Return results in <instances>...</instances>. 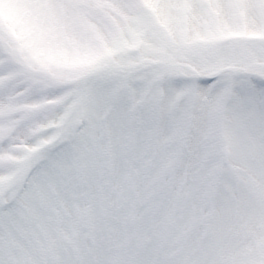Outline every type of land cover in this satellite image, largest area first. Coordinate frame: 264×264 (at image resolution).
<instances>
[{
    "label": "snow or ice",
    "instance_id": "6c2138e0",
    "mask_svg": "<svg viewBox=\"0 0 264 264\" xmlns=\"http://www.w3.org/2000/svg\"><path fill=\"white\" fill-rule=\"evenodd\" d=\"M23 7L0 25V264H264V39L177 40L211 13L264 31V0ZM102 16L174 28L75 82L38 66Z\"/></svg>",
    "mask_w": 264,
    "mask_h": 264
},
{
    "label": "rangeland",
    "instance_id": "374dc122",
    "mask_svg": "<svg viewBox=\"0 0 264 264\" xmlns=\"http://www.w3.org/2000/svg\"><path fill=\"white\" fill-rule=\"evenodd\" d=\"M25 2L26 0H0V25L11 29L19 28L26 18L27 10L23 7ZM158 23L165 34L170 33L169 28L174 26L166 17L159 18ZM176 23L179 24L181 22L177 21ZM201 26L209 35V41L212 42L242 39L247 36L254 37L255 40L264 39V31L250 30L243 18L240 19L239 23H234L226 16L211 13L208 16L207 22H202ZM129 38L134 43L127 45L126 52L144 48L149 53L146 59H151L156 54L155 49L161 43L158 36L149 39L135 32H131ZM156 40H158L157 43L155 42ZM112 57L114 56H109V54L101 56L94 49L82 47L74 43L68 45L59 44L56 47V55L53 57L58 70L50 73L61 80L68 82L76 81L82 75L95 71L102 63ZM44 70L47 71V69Z\"/></svg>",
    "mask_w": 264,
    "mask_h": 264
},
{
    "label": "clouds",
    "instance_id": "9594fccd",
    "mask_svg": "<svg viewBox=\"0 0 264 264\" xmlns=\"http://www.w3.org/2000/svg\"><path fill=\"white\" fill-rule=\"evenodd\" d=\"M131 26L121 20L109 16H102L96 21V31L77 28L74 35L63 39L60 44H77L82 47L94 49L101 56L111 53L115 58L125 64H138L141 60H146L149 55L144 48H138L134 51H127V45L134 42L130 40ZM150 39V38H149ZM161 42H166L169 37L167 34L159 37ZM210 37L202 26L194 24H182L178 27L177 40L188 42H201L209 40ZM56 55V47L44 52L38 58V66L47 69L49 72L58 70L57 64L53 61Z\"/></svg>",
    "mask_w": 264,
    "mask_h": 264
}]
</instances>
